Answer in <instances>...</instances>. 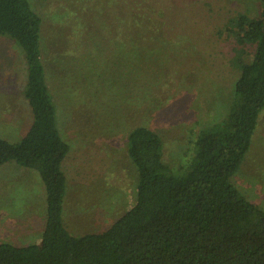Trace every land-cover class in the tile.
Instances as JSON below:
<instances>
[{"label":"rangeland","instance_id":"rangeland-1","mask_svg":"<svg viewBox=\"0 0 264 264\" xmlns=\"http://www.w3.org/2000/svg\"><path fill=\"white\" fill-rule=\"evenodd\" d=\"M30 2L42 19L46 81L61 135L70 145L62 163L67 180L63 222L74 235L101 231L135 201L137 171L126 147L130 129L145 125L158 132L171 167L186 159L196 132L220 119L232 99L240 71L233 61L234 38L225 29L235 14H257L261 3ZM250 53L249 48L244 57ZM25 81L22 53L0 36V135L10 141L23 135L32 118L22 95ZM257 121L231 181L264 209V107ZM44 196L45 191L27 192L24 186L0 204L15 213L0 214L14 218L0 220V242L14 239L23 245L28 236L30 241L41 236ZM28 206L37 209L36 220Z\"/></svg>","mask_w":264,"mask_h":264},{"label":"trees","instance_id":"trees-1","mask_svg":"<svg viewBox=\"0 0 264 264\" xmlns=\"http://www.w3.org/2000/svg\"><path fill=\"white\" fill-rule=\"evenodd\" d=\"M259 1L257 14H235L225 29L234 38L233 61L240 71L225 114L196 132L189 156L176 168L164 160L158 132L145 125L130 129L126 147L137 171L134 203L105 229L74 235L62 218L67 182L62 163L70 145L46 81L42 19L30 0H0V36L11 39L24 57L22 95L32 115L16 141L0 135V165L14 161L36 170L46 195L40 239L0 242V264H264V209L231 181L264 107V0Z\"/></svg>","mask_w":264,"mask_h":264},{"label":"crops","instance_id":"crops-1","mask_svg":"<svg viewBox=\"0 0 264 264\" xmlns=\"http://www.w3.org/2000/svg\"><path fill=\"white\" fill-rule=\"evenodd\" d=\"M18 178V180H16ZM10 182H13V184H11ZM26 187L27 192H30V190H36L38 191V193H43L45 191L44 189V185L41 181V178L38 174V172L32 168H28V167H24V166H20L18 165L16 162L14 161H9V162H5L4 164L0 165V204H3L4 201H6L5 203L7 204V200L8 198H10V196L12 195V193L16 194V189L18 188H23ZM11 188V189H10ZM35 193V192H34ZM41 196V195H40ZM43 197V195H42ZM44 203H45V209L44 211V222H45V218H46V195L44 196ZM34 199L35 198V194L30 198V199ZM41 198V197H39ZM43 200V199H42ZM41 199H39L40 202H42ZM36 205V203H35ZM0 214L6 213L7 214H15L13 210H10L9 208H6L3 210L2 205H0ZM28 213L32 215V217H34V219L36 220L37 218L34 216L35 212L37 211V209H35V206H28ZM13 212V213H12ZM34 213V214H32ZM2 219L0 220H13V217L10 216H4L0 217ZM41 237V236H40ZM40 237H38L35 241H30L32 239L31 236H28V238H26V243H22L23 245L25 244H29V243H34L37 242ZM11 242L13 244H17L15 243L16 240L14 239H10ZM25 240V239H24Z\"/></svg>","mask_w":264,"mask_h":264}]
</instances>
